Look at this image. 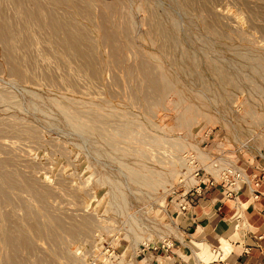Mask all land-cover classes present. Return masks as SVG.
Masks as SVG:
<instances>
[{"label":"rangeland","instance_id":"obj_1","mask_svg":"<svg viewBox=\"0 0 264 264\" xmlns=\"http://www.w3.org/2000/svg\"><path fill=\"white\" fill-rule=\"evenodd\" d=\"M34 12L55 17L64 29L41 24ZM67 32L83 34L82 56L64 40ZM4 33L12 35L10 53ZM145 62L171 80V90L160 93L142 78L138 67ZM261 65L264 0H0V96L11 98L0 99V187L10 196L0 202V264L8 263L4 242L14 222L30 229L33 246L18 256L25 264H91L99 248L132 254L178 237L179 218L168 207L186 154H197L207 166L216 160L246 168L264 153ZM190 105L199 113L184 122ZM70 113L83 121L101 114L105 131L78 130ZM125 124L131 137L112 144L110 136ZM178 142L182 146L173 147ZM172 161L179 164L167 175ZM143 166L167 177L154 190L132 183L126 167ZM2 172L14 174L19 185L9 186ZM27 179L46 191L44 200ZM118 194L126 203L118 202ZM30 212L52 231L36 234L28 226ZM85 218L91 225L84 227ZM171 221L176 229L165 226ZM232 222L221 236L230 243L242 231L235 230L240 222ZM69 227L79 233L67 232ZM218 239L194 242L193 250L213 258ZM235 254L222 260L233 262Z\"/></svg>","mask_w":264,"mask_h":264},{"label":"built area","instance_id":"obj_2","mask_svg":"<svg viewBox=\"0 0 264 264\" xmlns=\"http://www.w3.org/2000/svg\"><path fill=\"white\" fill-rule=\"evenodd\" d=\"M182 178L171 194V200L168 212L172 217L188 215L193 208V199L204 198L207 190L219 187L222 192V198L225 200L239 201L241 196H246L248 201L258 202L264 199V167L249 164L246 168L241 166H221L219 161L211 160L210 166L203 165L199 161V156L194 153H188L184 156V165L182 169ZM232 217L233 221L240 222L235 225V230H245L246 234L249 228L243 216L239 218ZM248 235L249 232H248ZM254 241L264 240V233L252 236ZM233 243V242H231ZM240 245V243H239ZM252 247L243 246V254L248 255ZM218 253V254H217ZM212 254L216 259L206 261L200 257L198 252L191 251V255H186L176 246L174 237L169 235L162 238L155 244L141 246L129 254L127 250L115 248H99L97 256L93 257L91 264H251L242 261L239 258L233 262L222 260V250L214 247ZM230 254H233L231 250ZM229 255V254H228ZM193 260V261H192Z\"/></svg>","mask_w":264,"mask_h":264},{"label":"bare ground","instance_id":"obj_3","mask_svg":"<svg viewBox=\"0 0 264 264\" xmlns=\"http://www.w3.org/2000/svg\"><path fill=\"white\" fill-rule=\"evenodd\" d=\"M123 4V3H122ZM122 9V8H121ZM122 11V10H121ZM114 13V12H113ZM33 18L37 21H39L41 24L43 25H47L48 27H50L51 29H54V30H57L58 31H61L64 29V26H62V24L55 18V17H49L47 18V20H45V18L41 17L40 14L34 12L33 14ZM33 19V20H34ZM159 29V36L160 38L164 41V42H168V34L166 31ZM5 30V28H4ZM125 30V29H124ZM7 31V30H5ZM4 31V32H5ZM109 31V30H108ZM127 32V30L125 31ZM3 33V32H2ZM109 33V32H108ZM113 34H115L114 32H111ZM110 33V34H111ZM132 33V32H131ZM67 35H68V32H67ZM116 35V34H115ZM103 36V35H102ZM117 36V35H116ZM4 37H5V41L7 43V47H8V51L10 53V50H12L13 48V45H11L12 43L10 42L11 39H12V35L10 36L8 33H4ZM112 37V36H110ZM170 37V36H169ZM106 38H107V34H106ZM113 38V37H112ZM81 39H83V34L81 32H78V33H71L67 36V38H65L64 40L69 44L70 48L72 50H74V53L82 56L85 51L81 48L80 46V41ZM108 39V38H107ZM106 41V40H105ZM115 40L112 41V43L114 42ZM176 41V40H175ZM103 42V41H102ZM101 42V43H102ZM105 43V42H104ZM116 43V42H115ZM111 44V42H110ZM173 44V42H172ZM171 44V45H172ZM114 45V44H113ZM170 45V46H171ZM112 47V46H111ZM116 49V48H114ZM115 52V51H114ZM113 52V53H114ZM116 53V52H115ZM88 54V53H87ZM86 55V54H85ZM114 55H117V54H114ZM116 59V58H114ZM141 64V63H140ZM150 65V64H149ZM162 67V66H161ZM139 68V71H141V76L143 78L146 77L152 85H154L156 88H158V92L160 93H166L167 91L171 90L172 87H173V83H171V80L170 82L167 81L163 76H160L158 74H156L155 72H153L152 68L150 69L149 66H146V62H145V65L143 66H140L138 67ZM261 69H264V65H261ZM135 70V69H134ZM156 70V69H155ZM217 73H219V75H222L224 76L223 78H225V73L221 70H217L216 71ZM170 78V77H169ZM168 78V79H169ZM227 80V79H226ZM145 81V80H144ZM227 81H229L231 83V81L228 79ZM145 84V83H144ZM151 86V85H150ZM153 90V89H152ZM148 94H151V93H148ZM157 96V95H156ZM164 96V95H163ZM168 96V95H166ZM151 97V96H150ZM145 98H147L145 96ZM158 100L160 99L159 97H157ZM0 99H4V100H10L11 98L5 96V95H1L0 96ZM151 100V98H150ZM148 100V101H150ZM154 101V99H153ZM185 101V100H184ZM146 102V101H145ZM152 102V101H151ZM187 102V101H186ZM160 103V102H159ZM148 105V103H147ZM187 105V103H186ZM185 105V106H186ZM201 105V104H200ZM207 105V104H206ZM163 106V105H162ZM196 106H199V105H196ZM175 107V106H174ZM185 108V107H184ZM200 108V107H199ZM150 109V108H149ZM202 109V108H201ZM210 109V107H209ZM184 110V109H183ZM150 111V110H149ZM202 111V110H201ZM211 111V110H210ZM147 112V111H146ZM182 112V111H181ZM206 112V111H205ZM80 113V112H79ZM79 113H70L69 114V117L70 119L73 121V123L75 124V127L78 129V130H81V131H87V130H91V131H100L101 134H103V131H105L103 129V124L107 121L105 117H103L101 114H97V115H90V119H88V121H83L79 116L80 114ZM199 113V111H197V108L196 107H192L191 105L187 107V111L186 113H184V116L182 117L184 122H188L190 119L194 118L195 116H197ZM210 113V112H209ZM249 113V112H248ZM86 114V113H85ZM212 115V114H211ZM214 115V114H213ZM215 116V115H214ZM209 119V118H208ZM119 127V126H118ZM131 127V126H130ZM29 130V129H28ZM33 130V129H32ZM102 130V131H101ZM114 130V129H113ZM34 131V130H33ZM115 131V130H114ZM132 131V130H131ZM109 132V131H108ZM134 134V133H133ZM116 137H118V140L122 137H131V133L129 131V127L125 124L121 127H119L117 130H116V133L114 135H111L110 136V140H111V143L113 144L115 141H116ZM107 138V137H106ZM145 138V137H144ZM149 139V138H148ZM150 140V139H149ZM153 142L155 143H158L159 139L157 138H153L152 139ZM144 143V142H143ZM142 143V144H143ZM152 143V142H150ZM119 144V143H118ZM115 145V144H114ZM182 144L181 142H178V143H174V146L175 148H178V147H181ZM116 149V148H115ZM120 150V149H119ZM133 150V149H132ZM126 151V150H125ZM136 152L139 154L140 157H145L146 158V155H145V152L142 150V149H137ZM200 158H204L205 155L203 153H200ZM174 160V159H173ZM184 163V161H183ZM170 164V163H169ZM179 164V161H172L171 164H170V168H169V172H167L168 174L167 175H170V174H173L174 172H176V168ZM184 165V164H183ZM127 171H128V177H129V180L136 184V185H140L142 187H146L150 190H154L156 188L157 185H159L160 183L164 182L165 178L167 177L165 174L166 173H160V172H154L152 170H149L147 169L145 166L141 167L140 169H135V168H129V167H126ZM181 171V170H180ZM2 177L5 179L4 181H6L8 184H10L9 186L13 185V186H16V185H19V180L18 178L12 174V173H5V172H2L1 173ZM183 175H181L182 177ZM181 180V179H180ZM6 183V185H7ZM24 183L31 189V191H33L34 193H38L39 189L37 188V186H35V183L30 179H27L24 181ZM1 186V185H0ZM12 187V186H11ZM4 188L0 187V202H4V201H8V196L6 194V192L3 190ZM46 193V191H39V194L42 198V200H44V194ZM117 194V193H116ZM119 201H122L124 203H126V199L124 197V195L122 194H118V202ZM1 202V203H2ZM115 202V201H114ZM115 206V205H114ZM116 206H118L116 204ZM123 206V205H122ZM119 208V207H118ZM124 208V207H123ZM116 209V208H115ZM33 210V209H32ZM120 210V209H119ZM126 210V209H124ZM165 211V210H164ZM33 212V211H32ZM237 212H239V209L237 210ZM36 213V212H34ZM167 213V212H166ZM4 215V214H3ZM9 215V214H8ZM27 216V215H26ZM34 214L33 213H29L28 216H27V220L29 222V225L30 228L37 234H42L43 232H45V228L49 230V226L47 227H44L41 223V225L38 223L39 221H35L34 222ZM243 216V214L241 213H236L235 214V219L236 218H239ZM6 217V215L4 216ZM25 217V216H24ZM37 217V216H35ZM56 218V217H55ZM54 218V221L57 223L58 226H61L62 225V221L61 220H57ZM8 220L9 218H5L4 220ZM6 220V221H7ZM11 220V219H10ZM36 220V219H35ZM38 220V219H37ZM15 221V220H14ZM13 221V222H14ZM32 221V222H31ZM232 221V220H231ZM9 222V221H8ZM6 223V224H9V223ZM12 222V223H13ZM91 222L92 220L90 218H85L84 221H83V225L84 227L85 226H89L91 225ZM172 222V221H171ZM17 223V222H16ZM27 223V222H26ZM175 221L172 222V225H165L171 229H176L175 228ZM11 224V223H10ZM154 224V223H153ZM8 227V225H7ZM10 229L8 228L7 229V232H6V239H5V244H6V247L9 251V255H8V259H7V264H25L19 256V252L21 249H31L32 248V241L30 238V236L28 237L29 235V232H30V229L29 227H27L28 229H24L23 226H21L20 224L19 225H15V222H14V225L11 224V226H9ZM53 228V227H52ZM153 228V227H152ZM213 230V229H212ZM47 231V230H46ZM52 231V230H51ZM67 232L73 234V235H77L79 233V229L76 228V227H69L66 229ZM8 233V235H7ZM51 233V232H50ZM139 239V238H138ZM217 246L222 250V259L225 258V256H227L228 254H230L231 250L233 249L232 247V244L230 243V241H228L227 239L223 238V237H219V239L217 240ZM3 244V243H2ZM213 244V243H212ZM210 245V244H209ZM193 251V249H191ZM200 256V255H199ZM201 257V256H200ZM205 259L207 257V261H211L213 259H216L217 257H213L211 256V253L210 254H206L205 256H203ZM202 257V258H203ZM35 264H49L47 262H43V261H38L37 263Z\"/></svg>","mask_w":264,"mask_h":264},{"label":"crops","instance_id":"obj_4","mask_svg":"<svg viewBox=\"0 0 264 264\" xmlns=\"http://www.w3.org/2000/svg\"><path fill=\"white\" fill-rule=\"evenodd\" d=\"M256 165L264 167V153L257 157ZM256 165H252V167ZM238 209H241L247 225L251 228H249L247 234L245 230L241 229L244 232H240V239L232 241L235 246L233 253H236L233 256L243 262L264 264V240L256 242L252 238L254 235L258 236L264 233V199L252 202V200L248 201L247 197L243 195L235 203L234 200L223 199L219 187L207 190L204 193V198H194L190 213L179 217V236L174 237L179 251L191 255L194 242L212 244L218 237L229 234V231L233 228L231 225L233 223L232 217ZM228 225H230V228H227ZM248 232L250 235H248ZM191 244H193L192 247ZM244 245L252 247L248 255L243 254ZM197 252L199 255L201 254V252ZM229 260L231 261L230 257Z\"/></svg>","mask_w":264,"mask_h":264}]
</instances>
